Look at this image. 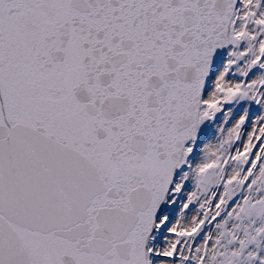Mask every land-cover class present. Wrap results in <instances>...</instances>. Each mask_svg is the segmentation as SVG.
Returning <instances> with one entry per match:
<instances>
[{
  "label": "snow or ice",
  "instance_id": "1",
  "mask_svg": "<svg viewBox=\"0 0 264 264\" xmlns=\"http://www.w3.org/2000/svg\"><path fill=\"white\" fill-rule=\"evenodd\" d=\"M0 264H264V0H0Z\"/></svg>",
  "mask_w": 264,
  "mask_h": 264
}]
</instances>
